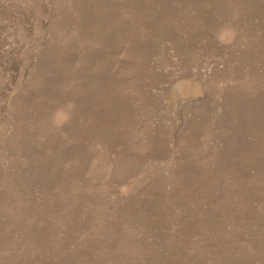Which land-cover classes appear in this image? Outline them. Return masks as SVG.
<instances>
[{"label":"rangeland","instance_id":"rangeland-1","mask_svg":"<svg viewBox=\"0 0 264 264\" xmlns=\"http://www.w3.org/2000/svg\"><path fill=\"white\" fill-rule=\"evenodd\" d=\"M0 264H264V0H0Z\"/></svg>","mask_w":264,"mask_h":264}]
</instances>
